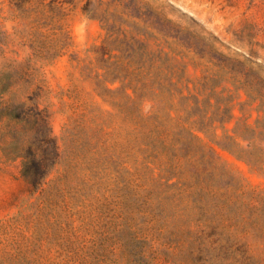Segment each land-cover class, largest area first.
Masks as SVG:
<instances>
[{"label": "rangeland", "instance_id": "obj_1", "mask_svg": "<svg viewBox=\"0 0 264 264\" xmlns=\"http://www.w3.org/2000/svg\"><path fill=\"white\" fill-rule=\"evenodd\" d=\"M17 2L0 0V75L7 73L14 61L32 59L45 79L40 102L51 113V130L59 151L41 190L32 194L22 175V159L12 153L13 131L22 133L28 124L9 122L6 117L0 120V224L26 216L22 222L27 238L26 264H98L92 247L108 234L110 225V232L115 234H120L119 230L133 235L144 232L166 264H226L218 258L219 245L213 241L227 242L229 232L235 250L232 264H240L246 250L251 254L264 252V240L253 229L244 231L238 226L223 236H208L212 228L206 220L175 226L179 216H157L155 204L141 205L138 200L141 188L166 193L196 190L192 184L204 168L211 174L212 189L241 184L264 191V137L257 133L247 139L251 135H244L243 120H239L251 116V126L257 127L260 121L257 131L264 130V113L257 110L259 102L248 105L243 116L236 101L228 132L217 122L215 135L214 129L200 131L195 122L201 113L193 101L182 100L178 90L183 88L186 96L189 92L198 95L204 109V101L213 94L204 88V77L219 72L221 66L247 62V58L254 61L253 69L264 79V0H134L194 44L187 48L183 40L170 39L174 48L187 55L183 62L177 57L180 63L188 64V70L180 82L182 69L155 72L179 82L172 96L158 97L149 93L140 96L134 89L135 76L128 77L127 82L113 81L115 65L105 61L109 54L102 58L104 51L112 49V55L121 54L101 21L106 7L127 19L122 25L128 34L132 21L146 27L124 13L123 6L109 4L110 0ZM110 22L120 24L116 18ZM149 30L156 32L151 27ZM40 46H45L48 58L35 55ZM223 86L234 90L226 81ZM24 96L19 92L17 99L24 100ZM245 100L244 95L241 102ZM212 102H216L215 97ZM142 113L155 116L161 131L159 140L173 142L178 157L160 149L155 162L149 163L143 131L135 122ZM190 131L202 141L191 139ZM226 133L236 137V143L230 142L234 154L218 143L225 142ZM208 146L214 147L216 154L206 155ZM241 149L246 151L244 158L237 154ZM171 166L176 167L175 176L169 172ZM227 180H232V186L224 184ZM188 229L193 232L191 236L183 233ZM201 242L202 253L198 250Z\"/></svg>", "mask_w": 264, "mask_h": 264}, {"label": "trees", "instance_id": "obj_2", "mask_svg": "<svg viewBox=\"0 0 264 264\" xmlns=\"http://www.w3.org/2000/svg\"><path fill=\"white\" fill-rule=\"evenodd\" d=\"M29 1L18 0L17 4ZM39 2L43 4L44 0H39ZM109 4L123 6L124 13L127 12L129 17L139 19L146 24V27H140L137 21H132V29L128 34L122 25L127 23V19H124L122 15H115V12H111L107 7L104 9L101 21L105 23L104 27L107 28L109 37L113 38L115 49L121 52L120 55H112L113 49L110 52H103L102 58L105 59V55L109 54V58L105 61L115 65L113 81L123 79L127 82L128 77L135 76L137 83L134 89L139 91L140 96L148 93L154 97L164 94L172 96V89L178 88L179 82L188 70V64L180 63L177 56H180L183 62L187 55L178 48H174L170 39L183 40L187 48L194 47V44L187 37H180L177 30L168 28L164 19L146 10L143 5L134 0L131 2L110 0ZM89 5L90 2L87 4V10H89ZM113 18H116L120 24L110 22ZM149 27L155 29L156 32L150 31ZM167 48L169 51L166 50ZM35 51L36 56L49 57L48 53H45V46H40ZM198 51L201 52L202 49ZM113 57L115 60L111 61ZM253 65L254 61L247 58V62L237 61L228 66H221L219 72L213 73L212 76H205L203 86L205 89L212 90L213 94L204 101V109H201V100L198 95L189 92L186 96L183 88H178L182 100L189 104L193 101L195 108L201 113L200 120L195 122L196 126L199 124L200 131L208 133L209 130L214 129L216 135L218 129L216 123L218 122L228 132L227 124L235 118L236 101H239L243 116L247 114V106L257 102H259L258 112L264 113V79L253 69ZM163 68L172 71L182 69L179 82L175 83L173 76H160V73H155ZM224 70L228 71L225 73ZM121 73L124 75L122 76ZM224 81L231 84L234 90L223 86ZM128 83L130 85L131 80ZM221 86H223L222 90L218 92L217 88ZM45 87V79L41 78L39 69L33 65L32 59L19 63L14 61L9 65V71L0 75V120L6 117L9 122L25 121L28 124L22 133L13 131L12 153L16 158L22 159V175L32 194L41 190V186L59 157L57 142L50 125L51 113L47 107H41L40 99L43 97ZM186 87L190 91L188 84ZM124 88L126 90L127 86L124 85ZM19 92L25 94L24 100L17 99ZM244 95L246 100L241 102ZM213 97L216 99L214 103L212 102ZM250 117L239 119L243 120L241 125L244 135L248 137L250 134L251 136L247 138L249 140L253 139L257 133L264 137V130L257 131L260 121H257V127L253 128L248 122ZM135 122L143 131L145 140L143 144L146 146L144 152L149 163L155 162L160 149L165 154L169 153L172 157H178V151L173 142L167 144L164 140H159L161 131L156 125L154 115L142 113ZM261 123L264 129V122ZM190 137L202 141L201 137L192 131H190ZM224 137L225 142H218L219 145L234 154L230 142L236 143V137L229 133H226ZM245 152L241 149V152L237 154L240 158H244ZM209 153L216 154L215 148L208 146L206 155ZM146 167L150 168V165L147 164ZM169 172L175 176L176 167L171 166ZM208 173L209 170L204 168L202 174L195 176V182L192 185L198 188L196 190L166 193L154 188H141L143 193L140 194L138 200L141 205L155 204L158 210L157 216L164 218L169 217L168 214L173 217L179 216L176 219L178 225L175 226H191L206 220L212 228L208 236L214 234L223 236L231 228L240 226L244 231L248 230L247 228L253 229L264 240V191L247 189L241 184H237L234 188L215 190L212 189L215 187L210 182L211 174ZM231 181L227 180L224 184L227 187L232 186ZM181 210L187 213L180 214ZM192 211H197V213ZM25 218L26 216L22 215L0 224V264H26L27 238L22 229V222ZM111 227L112 225L107 229L108 234L102 240L96 241L92 247L95 254L93 258L98 264H166L159 258L153 249L152 241L144 232L139 230L133 235L127 230H119L120 234H115L110 232ZM183 233L191 236L193 232L188 229ZM202 236L198 237L196 242L201 241ZM232 236L233 234L229 232L227 242L219 239L213 241L214 244L219 245L218 258L226 264H232V257L235 254L234 241H230ZM195 244L193 242L192 249ZM202 245V242L198 244L200 253H202ZM216 248L217 246L214 249ZM243 257L240 264H264V252L251 254L246 250Z\"/></svg>", "mask_w": 264, "mask_h": 264}]
</instances>
